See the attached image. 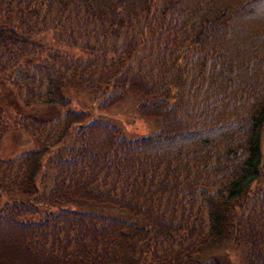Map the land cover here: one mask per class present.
Returning a JSON list of instances; mask_svg holds the SVG:
<instances>
[{
  "label": "trees",
  "instance_id": "1",
  "mask_svg": "<svg viewBox=\"0 0 264 264\" xmlns=\"http://www.w3.org/2000/svg\"><path fill=\"white\" fill-rule=\"evenodd\" d=\"M49 28L80 51L40 40ZM0 74L23 103L62 107L15 119L36 146L0 157V189L16 196L1 206L0 264H224L193 256L223 234L246 243L245 264H264V192L251 187L264 129V0H0ZM65 88L91 92L98 109L137 93L154 128L127 133L90 117ZM66 142L42 193L43 158ZM77 198L143 221L68 207L19 217Z\"/></svg>",
  "mask_w": 264,
  "mask_h": 264
},
{
  "label": "rangeland",
  "instance_id": "2",
  "mask_svg": "<svg viewBox=\"0 0 264 264\" xmlns=\"http://www.w3.org/2000/svg\"><path fill=\"white\" fill-rule=\"evenodd\" d=\"M39 38L49 44H59L61 47L80 51L76 46L68 47L63 43L55 41L53 30L50 28L42 30ZM65 93L69 96L70 104L73 105V107H80L87 110L90 117L97 116L113 121L127 133H143L154 128L153 120L139 115L135 109L138 97L137 93L128 92L123 99L106 109H98L96 107L98 98H95L93 94L87 90L65 88ZM0 108L1 121L5 123V129L0 133V157L3 158H13L21 150L36 146L32 136L15 120L17 116L34 115L40 118H49L62 112V107L53 101L23 103L17 86L8 81L2 74H0ZM67 143L68 142L63 144L65 147H53L49 152L50 157L43 158L41 172L36 177V184L38 185L39 191L42 193L46 192L52 182V159L55 157L54 155H56V150H58L57 153L64 154ZM261 155V171L259 177L251 183V187L258 188L264 192V129L261 133ZM15 197L16 196L8 194L0 189V211L3 210L1 206L4 202H6V207H8L11 200ZM58 207L96 211L108 215L120 216L136 222L143 221L139 215L130 212L126 208L85 198H77L75 200L63 202H40L38 203L37 211H25L21 213L19 217L36 218L41 216L45 209H56ZM238 243L240 245L233 243L230 235L223 234L213 240L207 241L206 244L200 248V251L195 252L193 256L198 259H205L214 255L224 264H245L243 255L246 243L242 241Z\"/></svg>",
  "mask_w": 264,
  "mask_h": 264
}]
</instances>
